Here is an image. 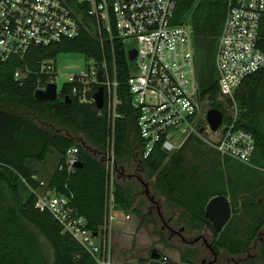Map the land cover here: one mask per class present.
Masks as SVG:
<instances>
[{
  "label": "trees",
  "instance_id": "trees-1",
  "mask_svg": "<svg viewBox=\"0 0 264 264\" xmlns=\"http://www.w3.org/2000/svg\"><path fill=\"white\" fill-rule=\"evenodd\" d=\"M226 2L176 0L175 11L177 22L192 25L201 92L211 100L210 108L223 113L217 100L219 88L215 53L227 11ZM260 35L258 46L264 52V27ZM114 46L119 98L117 111L120 114L115 120L114 130V154L118 169L114 181L115 209L141 215L135 195L139 187L132 182L135 179L145 188L148 185L139 178L138 171L125 174L126 170L138 165L136 170L141 167L148 178H154L152 188L164 196L166 207L171 211L179 210L178 222L184 219L189 231H211L213 241L209 243V248L214 254L218 256L222 248L230 254H244L252 241L261 235L260 260L248 259L245 264H264V207L248 225L247 233L242 235L233 226L235 217H230L222 230L217 232L205 215L210 198L229 195L235 199L240 190L252 187L257 175L264 174L261 171L264 170V68L247 77L234 93L239 110L237 126L251 132L255 141L250 161L248 164L239 163L232 158L222 157L220 183L227 176L228 185L220 184L219 187L213 182L211 186L191 180V172L185 163L187 146L200 140L195 136L171 154L156 148L147 158L142 157L144 142L136 125L138 112L126 84L132 65L124 45L115 40ZM67 50L82 52L88 59L97 61H101L105 54L110 63L108 44L103 49L89 32L48 47L31 48L23 59L0 58V264H97L71 234L63 232L61 224L49 211L36 207L35 193L26 195L21 189V181L31 189H39V181L32 176L43 179L32 162L43 163L49 153L58 154L56 168L49 171L47 181L43 180L46 183L44 189L49 188L67 197L69 206L85 220V228L93 236L104 234L108 178L100 155L107 151L111 133L105 109H98L94 103H81L72 93L69 83L62 85L55 101L37 100L34 97V92L49 81L47 74L40 73L38 62L55 59L57 53ZM25 66L30 68L29 75L23 80H15V70ZM97 88L98 85H94L90 94H94ZM67 96L69 99L66 100ZM46 123L54 126H46ZM63 129L67 133L62 132ZM78 135L82 136L81 139ZM72 147L78 149L77 161L81 166L68 171L64 161ZM61 165L63 168L59 169ZM232 199L229 201L233 211L235 202ZM41 236L50 244L51 257L43 249ZM195 257V249H187L181 255L182 262L188 263L193 262ZM148 263L166 264L150 258L141 260V264Z\"/></svg>",
  "mask_w": 264,
  "mask_h": 264
},
{
  "label": "built area",
  "instance_id": "built-area-1",
  "mask_svg": "<svg viewBox=\"0 0 264 264\" xmlns=\"http://www.w3.org/2000/svg\"><path fill=\"white\" fill-rule=\"evenodd\" d=\"M227 11L215 53L218 77L217 100L224 110L223 119L213 131L207 120L211 100L203 96L197 74V58L192 25L176 20V0H0V58L23 59L31 48L48 47L89 32L104 49L109 46L110 63L89 58V67L80 74H64L65 83L81 103L95 104L94 85L104 89V106L111 128L108 149L101 155L108 178L107 211L104 234L95 237L85 228L65 196L38 180L36 207L47 210L63 232L71 234L97 264H113L111 227L130 218L115 209L114 181L118 175L114 154L117 105V71L114 41L118 40L128 54L136 52V68L127 79L132 104L138 112L136 125L144 142L142 157L159 148L167 154L179 150L195 136L216 150L221 157L249 163L255 141L251 132L239 128L238 106L234 93L243 81L264 68V52L258 46L264 27V0H227ZM105 52V51H104ZM40 73L55 83V59L38 62ZM132 65V63H131ZM103 80L99 82L98 72ZM30 73L27 66L14 72L15 80ZM80 84L81 86H78ZM47 84L38 89H45ZM91 95V96H90ZM76 147L70 148L64 165L75 168ZM63 165L59 167L62 169ZM99 239V240H98ZM167 261L165 257L164 261ZM160 262V261H158ZM182 264H189L183 262Z\"/></svg>",
  "mask_w": 264,
  "mask_h": 264
},
{
  "label": "rangeland",
  "instance_id": "rangeland-1",
  "mask_svg": "<svg viewBox=\"0 0 264 264\" xmlns=\"http://www.w3.org/2000/svg\"><path fill=\"white\" fill-rule=\"evenodd\" d=\"M133 52L134 50L131 51V53ZM129 59L131 62L130 54ZM55 66L56 72L63 74L57 76L55 79L59 94L62 85L65 83L64 74H80L86 72L89 67V59L82 52L74 50L60 51L55 57ZM34 119L38 121L35 117ZM45 125L54 126L52 123H46ZM62 132L67 133L64 129ZM81 137L78 135L79 139ZM208 147L202 140L195 141L187 146L185 163L188 171L191 172V180L203 182L205 185L213 186L211 183L214 182L219 187L220 184L227 186V176L220 183L222 168L219 166L223 164V158ZM57 159L58 154L49 153L43 163L35 161L32 163L41 178L47 181L48 175L50 174L49 171L56 168ZM28 164L30 165L29 161ZM136 167L138 165L134 169L126 170L125 174H134L138 171L139 178L146 182L148 187L146 189L140 181L137 184L136 180L133 179L132 183L139 187L135 191V195L137 197L136 203L141 210V215L138 216L132 211L122 212L130 215V218L122 223L115 222L111 227L110 239L113 264H141L142 259L148 260L150 258L152 248H156L167 258V261H165L166 264H182L181 255L187 249L197 250V257L189 264H209L212 260L216 261V258L217 261L214 264H245L248 259L260 260L261 235H258L252 241L248 252L244 254H230L226 249L222 248L218 257L215 258L213 252L208 247V244L213 241L211 231L208 229L189 231L184 219L178 222L180 216L179 210L176 209L175 212L169 210L166 207V199L164 196L156 193L152 188L154 178H148L143 168L139 167V170H136ZM21 189L26 195L33 192L23 181H21ZM146 190H148L147 194ZM227 197L229 200L232 199L229 195ZM232 200H234L235 205L232 211V205L230 203V217H235L233 218V226L242 235V233H247L248 225L263 210L264 174L257 175L252 187L240 190L236 194L235 199ZM182 228H184V231ZM173 230L177 232L181 231L183 238L186 241H190V243L184 242L182 237L174 233ZM262 232H264V227ZM40 238L45 253L51 257L52 249L50 244L42 236Z\"/></svg>",
  "mask_w": 264,
  "mask_h": 264
},
{
  "label": "water",
  "instance_id": "water-1",
  "mask_svg": "<svg viewBox=\"0 0 264 264\" xmlns=\"http://www.w3.org/2000/svg\"><path fill=\"white\" fill-rule=\"evenodd\" d=\"M131 58L132 67L136 68L135 58L136 52L129 53ZM98 80L101 82L103 80L102 70L98 72ZM34 97L37 100L45 101H55L58 97V90L55 83H48L45 89H37L34 92ZM95 105L98 109H102L104 106V89L102 86L98 87V90L94 94ZM69 99V97H65ZM223 119V112L211 108L207 112V120L213 131L217 130ZM75 167L81 166V164L76 161ZM147 189V188H146ZM148 190H146V194ZM231 214L230 201L225 195H216L209 199L205 207V215L207 219L212 223L215 231L220 232L224 225L228 222ZM211 251L212 248H210ZM216 258V254H214ZM150 259L155 261H164L165 256L160 253L156 248H152L150 251Z\"/></svg>",
  "mask_w": 264,
  "mask_h": 264
},
{
  "label": "flooded vegetation",
  "instance_id": "flooded-vegetation-1",
  "mask_svg": "<svg viewBox=\"0 0 264 264\" xmlns=\"http://www.w3.org/2000/svg\"><path fill=\"white\" fill-rule=\"evenodd\" d=\"M182 230L184 231V228H182ZM173 232L176 233V234H178V235H180V237H182V239H183L184 242L190 243V241H186L183 238V236L181 235V231L180 232H177L176 230H173ZM191 243H192V241H191ZM208 247H209V244H208ZM216 257H218V256L216 255ZM216 261H217V258H216ZM216 261L215 260H212L209 264H214Z\"/></svg>",
  "mask_w": 264,
  "mask_h": 264
},
{
  "label": "crops",
  "instance_id": "crops-1",
  "mask_svg": "<svg viewBox=\"0 0 264 264\" xmlns=\"http://www.w3.org/2000/svg\"><path fill=\"white\" fill-rule=\"evenodd\" d=\"M176 211V209L175 210H172V212H175ZM161 262V261H160ZM161 263H165V262H161Z\"/></svg>",
  "mask_w": 264,
  "mask_h": 264
}]
</instances>
